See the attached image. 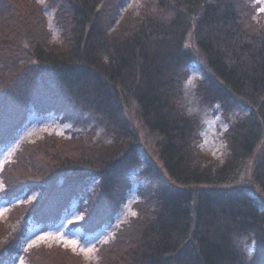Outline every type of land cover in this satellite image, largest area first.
I'll list each match as a JSON object with an SVG mask.
<instances>
[{
	"label": "trees",
	"instance_id": "trees-1",
	"mask_svg": "<svg viewBox=\"0 0 264 264\" xmlns=\"http://www.w3.org/2000/svg\"><path fill=\"white\" fill-rule=\"evenodd\" d=\"M124 1L106 12L107 0H51L62 28L55 42L44 8L29 0L19 41L3 45L0 147L33 113L58 114L75 128L72 137L22 143L0 170L3 198L38 194L10 206L7 228L0 222V264L15 259L31 219L48 225L74 200L85 232L112 219L141 161L132 107L156 138L159 163L136 172V215L99 244L98 263L264 264V15L254 0H152L156 12L148 4L116 21ZM10 3L0 0V30L18 20ZM193 46L202 65L197 95L229 116L219 161L202 153L198 119L181 106ZM68 140L75 145L65 148ZM249 158L257 190L225 187ZM48 247L22 252L26 264L51 251L86 264L67 247Z\"/></svg>",
	"mask_w": 264,
	"mask_h": 264
},
{
	"label": "rangeland",
	"instance_id": "rangeland-1",
	"mask_svg": "<svg viewBox=\"0 0 264 264\" xmlns=\"http://www.w3.org/2000/svg\"><path fill=\"white\" fill-rule=\"evenodd\" d=\"M14 2L15 6L20 9L17 13V19L13 23L6 22V25L2 24L3 29L0 30V72L2 71L1 67L4 66L3 58L6 56L9 57L8 52L4 51L6 47L9 49L10 42L19 41V37L23 32H20V18L30 17V10L27 8L29 0H6L9 5L10 2ZM113 0H107L109 3L107 7H104V10L108 12L110 9H114L111 3ZM36 4H41L44 16L46 18L47 26L51 29V39L55 42H60L62 28L59 26V20L55 17V8L51 3V0H35ZM256 9L259 13L264 15V0H254ZM151 5V9L154 12L156 10L155 3L152 0H125L122 3V7L118 10V17L116 21H120L125 17L127 10H131L133 14H136L137 11L145 6ZM111 12V11H110ZM156 12V11H155ZM169 13H164V16H167ZM31 18V17H30ZM29 18V19H30ZM10 23V24H9ZM17 25L16 27L9 26ZM8 25V26H7ZM19 25V26H18ZM15 33V39H12V34ZM38 37L42 36L41 32L37 33ZM191 44V43H190ZM4 45V48H3ZM3 48V49H2ZM192 51L196 58L187 68V73L182 82V97H181V106L183 109H186L194 118L198 119V145L200 150L205 156H210V160L219 161L225 155V139L223 138L224 131L229 125V116L225 117L217 107H212L209 104H204L197 95L195 89L196 84L202 77V65L201 59L198 55L197 49L193 46ZM1 75V74H0ZM191 80V83H187ZM128 118L130 122H133L137 132H139L140 145L137 148L138 154L141 156V161L139 166L131 174V186L132 188L124 196L117 206V210L114 213L111 220L107 221L102 227L97 228L94 232H85L84 229L78 224L79 220L82 218L81 212L77 209L78 201L74 200L68 209H66L56 221H50L48 225L44 224H35L34 220L31 219L29 222V227L24 236L18 240L15 245L18 247L19 253H15L14 260L9 262V264H26V260L22 256V252L29 249L31 246H38L40 244H45L49 247L51 246H64L69 248L73 253H77L81 256L86 264H99V244L109 241L114 237L116 229L121 227L122 224L130 220L129 218L134 212L136 215V209L134 208L135 201L139 198L137 196L138 184L141 182V179L136 174L139 169L144 165L148 160L154 163H159V157L157 153L156 138L153 137L150 132L146 131L145 127H142L141 122L139 121L134 107L131 110H128ZM232 114L231 118L233 117ZM74 128L71 121L63 120V118L54 113H45L43 114H30L27 120L24 122L22 128L14 135L13 139L8 141L4 147H0V170L2 169L5 162L11 159L22 143L36 142L39 138H42L47 134H55L59 136L72 137L74 136ZM68 144L64 145L65 148H68V145L72 143L75 145L74 141L68 140ZM27 157V155H26ZM31 158V157H30ZM35 159H40L37 155ZM248 161L238 170L237 173L233 174L229 179L224 183L225 187H237V186H248L253 190H257V186L252 181V158L247 159ZM142 162V165H141ZM4 184L0 179V222L7 228L8 225V209L10 206L16 205L24 201H28L32 196L38 195H23L18 194L12 199L3 198ZM261 198V197H260ZM264 202V197L261 198ZM77 222V223H76ZM75 223V224H74ZM243 247L244 249L251 248L252 245H247ZM48 247V248H49ZM75 249V250H74ZM83 249V251H81ZM89 249H94L95 251L89 253ZM35 264H74V260L65 254H59L55 251L50 253L43 254L37 253Z\"/></svg>",
	"mask_w": 264,
	"mask_h": 264
},
{
	"label": "snow or ice",
	"instance_id": "snow-or-ice-1",
	"mask_svg": "<svg viewBox=\"0 0 264 264\" xmlns=\"http://www.w3.org/2000/svg\"><path fill=\"white\" fill-rule=\"evenodd\" d=\"M187 83H191V80H189ZM132 215H135V213L133 212ZM74 250H75V249H74ZM247 250H248L249 252H251V248H248ZM81 251H83V249H81ZM94 251H95L94 249H89V250H88L89 253H92V252H94Z\"/></svg>",
	"mask_w": 264,
	"mask_h": 264
}]
</instances>
